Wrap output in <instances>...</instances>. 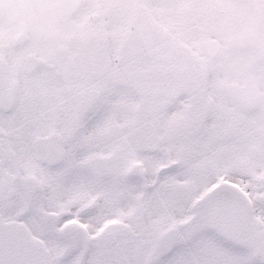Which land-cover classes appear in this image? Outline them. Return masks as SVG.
Wrapping results in <instances>:
<instances>
[{
  "label": "snow or ice",
  "instance_id": "obj_1",
  "mask_svg": "<svg viewBox=\"0 0 264 264\" xmlns=\"http://www.w3.org/2000/svg\"><path fill=\"white\" fill-rule=\"evenodd\" d=\"M204 0H113L87 67L0 55V264H264V141L191 55Z\"/></svg>",
  "mask_w": 264,
  "mask_h": 264
},
{
  "label": "flooded vegetation",
  "instance_id": "obj_2",
  "mask_svg": "<svg viewBox=\"0 0 264 264\" xmlns=\"http://www.w3.org/2000/svg\"><path fill=\"white\" fill-rule=\"evenodd\" d=\"M205 7L207 10L204 9ZM112 9L113 0H0V55L3 49L10 47L14 52H27L47 57L34 46L36 43L39 46V41L48 45L49 40H45L38 31L30 30V26L39 17L44 16L50 23H58L61 30L68 24L70 30H76L84 25V31L78 37L67 41L66 44L69 47H66L64 51H61L60 47H53L61 54L57 57L58 60L84 64L86 61L81 62L82 55L86 60L87 56L98 51L99 28L96 25L99 23L100 14L111 13ZM201 12L199 15L206 26L203 29L194 30L203 35L196 40L194 48L196 50L201 42L216 41L219 45V53L215 62L222 59L221 49L227 42L232 41L238 44L240 52L264 47V0H204ZM80 13H94L91 16L92 23L79 21L78 24H74L75 19L80 17ZM21 35L24 42L15 47L14 43ZM72 50L74 51L71 52ZM65 54L69 55L67 60L64 58ZM197 55L196 58L207 65L215 63L207 57ZM218 100L228 101L221 96H218ZM234 109L236 113H244L240 109Z\"/></svg>",
  "mask_w": 264,
  "mask_h": 264
},
{
  "label": "rangeland",
  "instance_id": "obj_3",
  "mask_svg": "<svg viewBox=\"0 0 264 264\" xmlns=\"http://www.w3.org/2000/svg\"><path fill=\"white\" fill-rule=\"evenodd\" d=\"M202 6L203 3L199 8V13H202ZM204 9L207 10L206 7ZM204 9L202 8V10ZM92 15H94V13H80V17L75 19L76 22H74V24H78L79 21H88L90 24L92 23ZM109 15L110 13L100 14L99 23L96 25V27L100 28L104 20ZM68 26L69 24L65 26V29L61 30V28L58 27V23H50L49 20L44 16L39 17V19L30 26V30L32 32L38 31L41 33L45 40H49V44H42V42L39 41V46L36 43L34 47L39 49L40 53L46 54L48 58L52 60H58L57 57H59L61 54L58 50H54L53 47H60L61 51H64L66 47H69V45L66 44L68 43L67 41L75 39L81 34L82 31H84V25L80 28L78 27L76 30H70ZM197 32L198 31L196 30V36L193 39L190 53L196 59L197 63L202 65L204 72H206L209 83L210 81L214 83L223 82L226 84H236L240 87H244L247 79L253 80L254 86L258 93L257 107L252 112H237V114L241 118V122L246 130L247 135L255 140L264 141V47L240 52L237 46L238 44H234L232 41L227 42L226 45H224L221 49V55L223 56L222 59L218 62L207 65L200 61V59L196 58L197 52L194 48L197 42L196 40L203 36ZM73 51L74 50L71 52ZM10 53H14L10 47L2 50V55H7ZM67 57H69V55L65 54V60H67ZM84 59L85 56L82 55L81 62L86 61V63L78 64L87 67L89 65L98 63L100 60L99 50L94 52L93 55L90 54L87 56L86 60ZM211 90L218 100V94L214 89ZM219 102L220 104L227 106L232 112L236 113V110L229 104L228 101Z\"/></svg>",
  "mask_w": 264,
  "mask_h": 264
},
{
  "label": "water",
  "instance_id": "obj_4",
  "mask_svg": "<svg viewBox=\"0 0 264 264\" xmlns=\"http://www.w3.org/2000/svg\"><path fill=\"white\" fill-rule=\"evenodd\" d=\"M22 37L21 35L17 38L14 43L15 47L20 46L24 42ZM197 52L214 61L217 59L219 53V45L216 41L212 40L201 42L197 45ZM216 88L223 97H228L233 106L242 110L251 111L257 104V92L251 80L247 81L245 91L241 90L236 85H225L223 83H218Z\"/></svg>",
  "mask_w": 264,
  "mask_h": 264
},
{
  "label": "trees",
  "instance_id": "obj_5",
  "mask_svg": "<svg viewBox=\"0 0 264 264\" xmlns=\"http://www.w3.org/2000/svg\"><path fill=\"white\" fill-rule=\"evenodd\" d=\"M199 65H201V64L199 63ZM205 74H206V72H205ZM215 86H216V83L210 81V88L215 90Z\"/></svg>",
  "mask_w": 264,
  "mask_h": 264
},
{
  "label": "clouds",
  "instance_id": "obj_6",
  "mask_svg": "<svg viewBox=\"0 0 264 264\" xmlns=\"http://www.w3.org/2000/svg\"><path fill=\"white\" fill-rule=\"evenodd\" d=\"M6 6V5H5Z\"/></svg>",
  "mask_w": 264,
  "mask_h": 264
}]
</instances>
